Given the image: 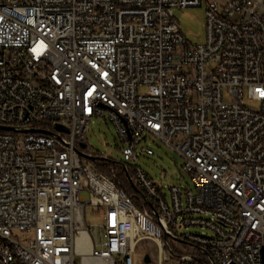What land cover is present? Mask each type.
<instances>
[{"label":"built area","instance_id":"obj_1","mask_svg":"<svg viewBox=\"0 0 264 264\" xmlns=\"http://www.w3.org/2000/svg\"><path fill=\"white\" fill-rule=\"evenodd\" d=\"M206 2L192 44L175 10L203 0H0V125L17 129L0 130V264H134L146 240L157 264H262L264 13ZM95 118L116 128L118 174L78 152L101 158L86 143ZM155 141L194 188L167 194L138 163ZM129 176L155 209L116 180Z\"/></svg>","mask_w":264,"mask_h":264},{"label":"rangeland","instance_id":"obj_2","mask_svg":"<svg viewBox=\"0 0 264 264\" xmlns=\"http://www.w3.org/2000/svg\"><path fill=\"white\" fill-rule=\"evenodd\" d=\"M255 1L260 11L264 13V0ZM206 8L207 2L203 0L202 6L175 10V17L192 44H200L206 40ZM246 104L253 108L258 107L257 103H249L246 101ZM86 143L97 156L108 158L107 160H100L97 163L98 168L103 173L107 170L112 172L114 166L120 162H124L116 128L107 120L103 118H95L92 120L86 134ZM150 146L154 149L155 155H141L138 163L164 189L165 193H170V187L172 185L194 188L190 176L182 168L183 159L178 153L161 141L150 142ZM86 150L88 151L89 148L87 147ZM116 171L117 174L121 172L122 166L118 165ZM89 197L90 194L87 191H82V199L88 200ZM85 213L86 222L90 226L100 224L103 221L101 215H98L99 208L88 206ZM190 231L209 233L208 230L202 229L201 227H192ZM157 256L158 249L156 244L149 240L143 241L139 244L134 254V264H157ZM77 264H80L79 260Z\"/></svg>","mask_w":264,"mask_h":264},{"label":"water","instance_id":"obj_3","mask_svg":"<svg viewBox=\"0 0 264 264\" xmlns=\"http://www.w3.org/2000/svg\"><path fill=\"white\" fill-rule=\"evenodd\" d=\"M55 127L59 131H63V132H66V133L69 132V130L65 126H63L61 124H56ZM0 130H4V131H17L16 128L6 127V126H2V125H0ZM30 131L31 132H37V133L54 135L53 132H49V131L41 130V129H36V128L31 129ZM80 147L83 148V149H85L86 148V144L85 143H80ZM77 149H78L79 154L82 157H85L87 159H90V160H92L95 163H97L99 161V158L98 157L88 155L85 152H83L80 148H77ZM101 159L104 160V159H107V158L106 157H103ZM129 182L132 184V186L136 190L137 194L146 201V203L148 204V206H150L151 208L155 209L154 208V205H153V202L150 199H148V198L145 197V195L141 192V190L136 186V184H135V182H134V180H133V178L131 176H129ZM155 214H156L157 217L159 216V214L157 212H155ZM149 260H150V256H149ZM233 264H235V263H233ZM262 264H264V250L262 251Z\"/></svg>","mask_w":264,"mask_h":264},{"label":"trees","instance_id":"obj_4","mask_svg":"<svg viewBox=\"0 0 264 264\" xmlns=\"http://www.w3.org/2000/svg\"><path fill=\"white\" fill-rule=\"evenodd\" d=\"M100 160H103V159L99 158V161ZM105 173H107L109 175H113V173L111 171H109V170L105 171ZM130 174L133 175L132 172H131V170H130ZM116 180L127 189V191L129 192V194L133 196L135 203L141 209L147 210V206L138 197V195L136 193V190L134 189V187L130 184V182L127 179H123V178L121 179V178L116 177ZM196 263L197 264H207V262H205V260L196 261Z\"/></svg>","mask_w":264,"mask_h":264}]
</instances>
